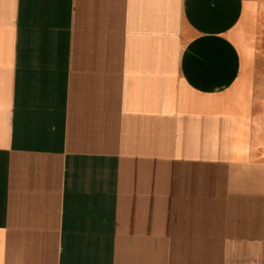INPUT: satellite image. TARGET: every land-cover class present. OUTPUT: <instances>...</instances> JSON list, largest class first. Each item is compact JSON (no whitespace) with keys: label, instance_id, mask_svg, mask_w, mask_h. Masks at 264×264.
Masks as SVG:
<instances>
[{"label":"crops","instance_id":"1","mask_svg":"<svg viewBox=\"0 0 264 264\" xmlns=\"http://www.w3.org/2000/svg\"><path fill=\"white\" fill-rule=\"evenodd\" d=\"M258 31L264 0H0V264H264Z\"/></svg>","mask_w":264,"mask_h":264},{"label":"rangeland","instance_id":"2","mask_svg":"<svg viewBox=\"0 0 264 264\" xmlns=\"http://www.w3.org/2000/svg\"><path fill=\"white\" fill-rule=\"evenodd\" d=\"M253 21V10L250 7H247L244 15L242 17V23L238 29V31L234 35V39L237 42L240 51H241V59L244 65H249L252 57V23ZM256 74L257 79L259 81L261 90L264 92V31H258L256 33ZM248 75L244 74L240 80L239 85L235 89L233 100L234 104L239 107H244L247 109L248 106Z\"/></svg>","mask_w":264,"mask_h":264}]
</instances>
